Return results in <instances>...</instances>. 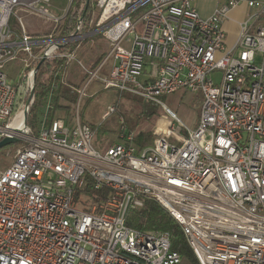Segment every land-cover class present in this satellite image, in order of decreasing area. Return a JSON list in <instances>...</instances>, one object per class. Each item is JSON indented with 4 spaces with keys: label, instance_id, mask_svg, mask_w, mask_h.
Instances as JSON below:
<instances>
[{
    "label": "built area",
    "instance_id": "1",
    "mask_svg": "<svg viewBox=\"0 0 264 264\" xmlns=\"http://www.w3.org/2000/svg\"><path fill=\"white\" fill-rule=\"evenodd\" d=\"M48 1L0 0V138L20 143L0 170V264H181L167 231L126 224L147 200L174 218L198 264H264V0H216L206 16L196 0H91L87 31L79 18L69 36L60 34L66 13H52ZM241 5L228 43L222 24ZM18 12L50 31L30 35ZM96 34L106 53L92 69L78 61L88 74L78 101L108 67L103 88L165 110L143 146L122 116L117 140L101 152L97 127L78 116L69 123L45 113L33 127L24 125L26 103L17 110L6 63L22 61L28 90L36 60H60L48 96L74 59L77 44L63 46ZM178 90L202 94L192 127L161 100ZM116 111L110 104L103 118Z\"/></svg>",
    "mask_w": 264,
    "mask_h": 264
},
{
    "label": "rangeland",
    "instance_id": "2",
    "mask_svg": "<svg viewBox=\"0 0 264 264\" xmlns=\"http://www.w3.org/2000/svg\"><path fill=\"white\" fill-rule=\"evenodd\" d=\"M198 1L205 7L211 6L213 3L212 0ZM70 2L71 0H49L44 5L52 13L61 16L68 10ZM18 15L21 16L25 24L26 32L30 35H41L51 29V26L44 23L41 18L29 12H18ZM228 15L230 18H237L241 13L239 10L232 9ZM11 25L14 30L20 32L17 20L14 16L12 17ZM230 30H228V35L234 33ZM55 32H57V30ZM75 43L77 45L75 47L74 59L69 61V68L64 76L65 84H61L64 85V87L74 88L67 81V74L68 72H73V75L77 73V69L80 67L78 61L89 68L88 65L98 57H102V54L106 51V44L101 34L75 41ZM22 69V61L8 62L5 65L8 78L11 82L18 85V94L16 97L18 100V111L22 108L20 106H22V98L26 91L24 82L17 83L20 79L19 76H21ZM107 72L108 67L100 71L98 77L94 78L85 89V95L82 96L79 101L78 93L76 100L70 102L59 95V89H54L53 93L48 96L45 95L40 106H38L36 110L38 119L44 114L42 111L45 110H47L48 117L61 118L69 123H72L78 116L82 122H87L97 127V140L95 145L99 147L101 152H104L109 144L117 140V127L119 125L118 116H122L126 127L133 130L135 134L142 131H152L154 136V130L158 125L160 126L164 120V108L156 103V113L151 116H145L141 111V103L138 102V99H141L140 97L129 93L120 94L112 88H103V78L107 75ZM214 79H217V76H214ZM202 99V94L199 91L190 92L183 90H178L161 97L165 106L175 112L188 127L194 126L198 113L200 112ZM110 104H115L117 111L104 119V113ZM143 106L148 107L146 104ZM36 125L38 124L36 123ZM103 128H107L108 131L98 136ZM176 130L179 134L185 133L178 122L176 123ZM19 144V142H15L0 149V170L10 164L14 150ZM181 264H188V262L186 259L182 258Z\"/></svg>",
    "mask_w": 264,
    "mask_h": 264
},
{
    "label": "trees",
    "instance_id": "3",
    "mask_svg": "<svg viewBox=\"0 0 264 264\" xmlns=\"http://www.w3.org/2000/svg\"><path fill=\"white\" fill-rule=\"evenodd\" d=\"M86 0H71L69 8L66 12L65 19L60 28V34L62 36H69L71 33L75 32V24L79 18L82 20L81 32H85L88 29V22L90 19V14L92 10L91 0L89 4L85 7ZM75 42L65 44L63 47L65 49H72L75 46ZM106 53V51L102 54ZM102 57H98L93 60L88 66L90 69L94 68ZM60 60H36L34 63L38 65L33 80V95L29 102L28 110L26 114V122L28 125L35 127L36 123L39 124L41 117L37 116L36 110L40 106L42 99L45 97L47 92L50 90L52 82L54 80V73L57 69ZM30 69V68H29ZM28 70H26L27 72ZM67 74V81L74 88H78L85 78L87 77V72L78 67L77 73ZM26 76H22L19 82H24ZM74 88L64 87L60 85L55 89H59V95L64 99L73 102L77 98V92ZM30 89L26 90L22 102L26 103ZM141 103V111L145 116H151L156 113V103L155 102H145L142 99H138ZM146 104L148 107H144ZM44 114L47 110L42 111ZM119 129V125L117 127ZM108 129H102L99 135L107 132ZM153 137L152 131H142L135 134L134 142L138 146H143L151 141ZM108 189L103 187L99 190V194L105 197ZM126 224L137 229H155L160 231H167L170 236V247L172 250L179 252L182 258L186 259L188 264H198L196 261L190 247L188 246L179 225L174 220V218L168 213V211L163 208L158 202L154 200H147L141 208L132 209L128 212L126 216Z\"/></svg>",
    "mask_w": 264,
    "mask_h": 264
},
{
    "label": "crops",
    "instance_id": "4",
    "mask_svg": "<svg viewBox=\"0 0 264 264\" xmlns=\"http://www.w3.org/2000/svg\"><path fill=\"white\" fill-rule=\"evenodd\" d=\"M212 1H213L212 5L208 6V7H205L202 4H200V1H198V0L195 1L197 9H198V12L200 13V15L206 16L212 11L214 5L216 4V0H212ZM234 9L239 10L241 15L238 16L237 18H230L229 17L222 24V26H223L224 30L226 31V34H227V42L228 43H231L234 40L235 36H236L237 28H238L236 20L242 19L244 13L246 12V7L244 5L238 6V7L234 8ZM229 28L232 29V30H230ZM228 30L233 31L234 33L228 35Z\"/></svg>",
    "mask_w": 264,
    "mask_h": 264
},
{
    "label": "water",
    "instance_id": "5",
    "mask_svg": "<svg viewBox=\"0 0 264 264\" xmlns=\"http://www.w3.org/2000/svg\"><path fill=\"white\" fill-rule=\"evenodd\" d=\"M88 4H89V0H86L85 1V7H87ZM32 95H33V87L30 89V92L28 94V98H27V101H26V104H25V107H24V110H23L24 125L26 123V114H27L29 102L32 99ZM16 130H18V129H16ZM18 141H19V138L14 136V135H5L4 137L0 138V149L3 148L4 146L10 145V144L18 142Z\"/></svg>",
    "mask_w": 264,
    "mask_h": 264
},
{
    "label": "bare ground",
    "instance_id": "6",
    "mask_svg": "<svg viewBox=\"0 0 264 264\" xmlns=\"http://www.w3.org/2000/svg\"><path fill=\"white\" fill-rule=\"evenodd\" d=\"M21 124H22V118H21V116H20L19 119L15 120V121L13 122V124L11 125V128H12V127L19 128V127H21Z\"/></svg>",
    "mask_w": 264,
    "mask_h": 264
}]
</instances>
